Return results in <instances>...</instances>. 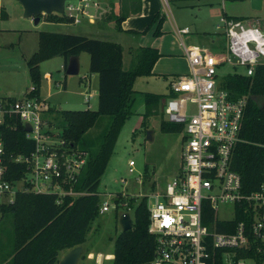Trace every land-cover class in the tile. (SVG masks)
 Listing matches in <instances>:
<instances>
[{
  "label": "built area",
  "instance_id": "1",
  "mask_svg": "<svg viewBox=\"0 0 264 264\" xmlns=\"http://www.w3.org/2000/svg\"><path fill=\"white\" fill-rule=\"evenodd\" d=\"M100 6L101 0H79L78 5L66 0L63 12L73 23L95 22ZM217 28L227 38L225 49L214 53L207 46H185L191 72L176 75L165 98L164 112L185 134L178 171L148 204L149 231L156 238V255L149 264H264V164L258 188L246 190L232 156L242 140L247 96L231 97L218 75L223 63L246 75L264 65V27L257 19L223 14ZM178 30L187 33L190 27ZM33 88L24 97L0 98V123L11 115L24 126L30 123L26 135L36 143L28 153L8 152L0 134V205L14 201L18 191L56 193L58 200L83 193L74 184L89 152L55 133L44 117L50 106L29 94ZM129 163L132 170L134 159ZM16 172L19 176H12ZM109 208L106 199L100 211ZM210 211L208 223L204 219Z\"/></svg>",
  "mask_w": 264,
  "mask_h": 264
},
{
  "label": "trees",
  "instance_id": "2",
  "mask_svg": "<svg viewBox=\"0 0 264 264\" xmlns=\"http://www.w3.org/2000/svg\"><path fill=\"white\" fill-rule=\"evenodd\" d=\"M7 15L4 10L2 14ZM227 15V14H226ZM232 16V15H228ZM234 17H246L233 15ZM48 17L56 21H70L55 13ZM125 13L113 10L105 12V20L114 19L118 28ZM154 34L162 33L164 16L158 13ZM83 51L90 53V71L99 75V103L97 109H65L50 107L58 111L63 124L61 135L66 141L80 149H88L84 134L93 127L100 115H112V121L103 134L96 151L90 150L74 188L80 194H66L61 200L56 193L18 191L15 199L0 205V238L7 233L10 240L3 252L1 264H56L64 248L83 244L93 221L100 214L102 204L99 184L104 174L116 141L126 119L132 113L134 82L139 75L153 73V68L162 52L158 47L145 45L140 48L139 59L131 68H124L123 46L113 40L93 37L83 33L42 30L39 47L28 58L30 77L34 86L30 95L40 96V62L56 55H63L66 64L69 57ZM222 87L229 90L231 97L247 96V105L240 135L232 156V167L241 175L246 190L258 188L263 177L264 164V65H258L253 75L231 72L220 77ZM165 97L158 93L146 95L149 115L158 111ZM164 113V112H163ZM165 131L182 129L181 124H172L162 119ZM8 152H31L35 140L28 138L23 122L15 115L0 123ZM19 176V172L12 174ZM118 193L114 198L117 206L134 207L133 227L121 230L115 238L113 264H149L156 255V238L149 231L148 197L135 200ZM213 212L206 213L210 223ZM241 217H239L240 219ZM9 222V223H8ZM219 229H224L222 225Z\"/></svg>",
  "mask_w": 264,
  "mask_h": 264
},
{
  "label": "rangeland",
  "instance_id": "3",
  "mask_svg": "<svg viewBox=\"0 0 264 264\" xmlns=\"http://www.w3.org/2000/svg\"><path fill=\"white\" fill-rule=\"evenodd\" d=\"M75 5L79 0H71ZM113 2V3H112ZM245 6L247 7H244ZM248 3L233 2L225 7L230 15L245 16L255 14ZM203 6L198 0H162V12L167 19V32L163 36L165 49L163 53L173 52L172 55L163 54L157 69L151 74L139 75L134 82L132 113L126 119L107 168L101 177L99 191L102 204L104 200L110 201V208L100 214L93 221L84 242L87 250L94 256L88 259L81 257L78 264H113L115 238L122 230L120 216L124 211H130L134 218V207L120 205L114 202L118 193L127 196V200L134 199L136 203L143 196L148 197V204L153 200L156 191L163 190L167 183L174 177L182 162L183 140L185 131L182 129L165 131L161 128L162 119L172 124L164 112V101L158 111L146 115V95L158 93L165 98L170 96L169 82L172 76L188 74L191 72L190 63L182 57L185 46H207L217 53L227 43V38L217 24L223 15L222 5L214 2L213 5ZM127 8V0H101L95 23L105 21V12ZM7 12V15L3 11ZM219 10V14L217 13ZM66 17V12H53ZM255 20V18H251ZM95 23L87 20L81 23L71 21H56L42 14L40 22L36 23L32 17L24 14V7L19 0H0V98L24 97L27 89L33 85L28 58L38 48L39 34L42 30L92 34ZM188 25L191 32L180 33L179 27ZM102 37V36H95ZM137 41V39H136ZM134 46L124 49V68H131L139 59L140 48ZM169 48V49H168ZM169 56V57H168ZM81 69L79 73L69 74L64 67L65 57L56 55L40 62L41 90L47 96L48 103L57 108L65 109H97L99 95L97 93L98 74L92 79L86 92V83L91 79L90 53L83 51L79 55ZM175 69L176 73H169ZM236 69L230 63L218 66V75L223 77ZM242 70V68H238ZM166 72V73H165ZM67 80V85H66ZM90 92L93 96L86 99ZM164 112V113H163ZM44 117L49 126L55 128V133L62 132V118L58 111H47ZM112 121V115L102 114L96 124L85 132L83 139L90 150L96 151L103 139V134ZM148 130H152V138L148 137ZM58 138L57 135L52 136ZM81 147V144H78ZM90 153V150L85 149ZM130 159L135 164L131 170ZM101 204V205H102ZM9 223V222H8ZM9 238L6 232L1 233L0 261L3 252L8 248ZM99 251L104 253L101 261ZM111 253V255H110ZM85 256V252L82 254ZM59 257V261H60ZM102 259V260H103ZM1 264V263H0Z\"/></svg>",
  "mask_w": 264,
  "mask_h": 264
},
{
  "label": "crops",
  "instance_id": "4",
  "mask_svg": "<svg viewBox=\"0 0 264 264\" xmlns=\"http://www.w3.org/2000/svg\"><path fill=\"white\" fill-rule=\"evenodd\" d=\"M215 1L222 5L223 14H227V15H230V14H228L224 10L225 7L230 6L235 1H236V3L246 1V3H248L246 5H248L249 8L251 7V9L253 11H255V14H251L249 17L257 19L259 21L260 25L262 27H264V0H263V6L261 9H254L251 5L250 0H198V2L203 4V6H210L209 4L213 5ZM166 2H168V0H166ZM244 7H247V6H245V4H244ZM161 8H162V0H127V8L125 10H122V7H121V9L117 10V14L125 13V16H126L121 22L122 29L117 27L116 21L114 19L105 20V21L98 22V23L90 22V23L96 24V27L92 29V32H94L96 35H92V34H87V35H90L93 37L98 35V36H102L101 38H103V39L113 40V41H117V42L121 43L123 46V60H124V49L132 48L134 46L140 47V46H145V45H153L155 47H158L160 51H161V49L166 50L165 49V42H163L162 40H163V36L167 32V19H166V16L163 14ZM158 13H160L164 16V22L162 25V33L159 35H155L154 31H155V28H156L157 22H158L155 19V16ZM217 13L219 14V10ZM239 15H243V14L240 13ZM243 16H245V15H243ZM246 17H248V16H246ZM186 26H188V25H186ZM189 32H191V28H190ZM136 39H137V41H136ZM38 47H39V41H38ZM225 47H226V45L222 46L220 48V51H223L225 49ZM37 49H35V50H37ZM163 54L169 55L171 57L172 55L177 54V53H173V52L163 53L162 52V55H161L162 57H163ZM178 54L184 55V56H182V57H184L183 59L186 62L187 61L189 62V60L186 56L185 49H184V54H183V52L178 53ZM162 57H160L157 60V62L155 63L153 71L155 70V66L157 69V65L159 63V60L163 59ZM67 64H66V61H64V67L65 68L67 67ZM80 69H81V65H80ZM170 70H175V69H170ZM169 73L178 74V72H176V70L175 71H169ZM95 75H96V72H92L90 81L85 84L86 85L85 91L82 90L81 92H86V89L88 88L89 84L90 83L92 84V79L94 77H96ZM175 76L176 75L172 76V78L170 79L169 87H171V81ZM97 77H98V81H97L96 90H97V93L99 95V75ZM66 85H67V80H66ZM90 93H92V96H93V92H90ZM40 96L48 102L47 96H49V95H45V93H43L42 90H40ZM49 106L52 107L50 104H49ZM82 245L84 247L83 252H85L86 255L85 256L81 255V257H83L84 260L93 257L94 253L91 250H87L85 243H83ZM71 248L72 247L62 249L60 251L59 257L62 258ZM110 255H111V253H110ZM99 256H100L99 257L100 259L101 258L103 259L104 253L102 251H99ZM81 257L78 259L77 264L79 263ZM102 259H101L102 262L105 261L104 259L103 260ZM56 264H59V262Z\"/></svg>",
  "mask_w": 264,
  "mask_h": 264
},
{
  "label": "water",
  "instance_id": "5",
  "mask_svg": "<svg viewBox=\"0 0 264 264\" xmlns=\"http://www.w3.org/2000/svg\"><path fill=\"white\" fill-rule=\"evenodd\" d=\"M24 7V14L32 17L38 23L42 19V14H50L53 12H63L66 0H19ZM254 9H261L263 0H250ZM80 71V57L78 54L71 55L66 67V72L76 74ZM30 123H26L25 129L31 130ZM152 130H148V137L152 138ZM120 224L122 230L133 227V218L130 211H124L120 216ZM83 245L79 244L72 247L59 261V264H77L78 259L83 253ZM171 264V263H166Z\"/></svg>",
  "mask_w": 264,
  "mask_h": 264
}]
</instances>
